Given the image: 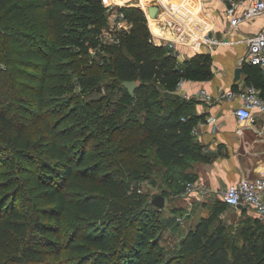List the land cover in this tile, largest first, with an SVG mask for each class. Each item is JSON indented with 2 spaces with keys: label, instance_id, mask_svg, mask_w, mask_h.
<instances>
[{
  "label": "trees",
  "instance_id": "1",
  "mask_svg": "<svg viewBox=\"0 0 264 264\" xmlns=\"http://www.w3.org/2000/svg\"><path fill=\"white\" fill-rule=\"evenodd\" d=\"M35 11L37 36L23 29ZM117 11L130 27L109 29L106 43L103 0H0V62L12 65L18 91L11 101L0 92V264H60L62 251L73 256L66 264H156L146 222L156 207L131 183L152 163L163 170L160 194L179 195L196 180L186 168L207 160L192 132L202 116L175 90L180 80L211 79L210 55L198 53L181 67L175 53L154 42L136 2ZM242 69L264 99V71ZM103 73L111 76L106 95L65 111L51 97L77 87L78 96L100 91ZM132 80L133 96L122 86ZM27 127L34 131L26 134ZM227 209L219 199L184 237L175 264H264V238L256 234L264 220L253 214L238 243L221 223Z\"/></svg>",
  "mask_w": 264,
  "mask_h": 264
},
{
  "label": "crops",
  "instance_id": "2",
  "mask_svg": "<svg viewBox=\"0 0 264 264\" xmlns=\"http://www.w3.org/2000/svg\"><path fill=\"white\" fill-rule=\"evenodd\" d=\"M127 1L103 0L109 10L110 24L118 12L117 8ZM133 1L143 10L156 44L167 47L166 40L172 37L173 31L167 25L168 18L181 21L184 31L176 38L172 49L181 67L185 61L198 53L210 55L212 61L213 76L211 79L206 81L184 80L182 91L177 94L180 98L190 101L191 110L196 115L202 116L198 123L199 133L196 138L203 146L202 153L207 160L195 162L186 169L188 173L196 176V181L205 183L210 189L208 197L204 200H200L194 194L185 195L183 192L179 195H169V198H182L189 203L185 206V211L172 215L175 222L172 224L173 218L170 219L166 228L181 225L176 229L175 235L183 239L192 230L188 229L184 232L183 223L187 216L202 211L193 205L191 200L206 201L214 196L220 199L221 192L228 185L240 179L264 176V117L258 118L261 115L258 116L255 111V117L251 121L240 122L234 115V110L240 104V100L219 99L224 91L237 90L247 85L240 60L247 51L246 39L257 31L264 30V16L241 22L236 28H232L225 14V5L219 0ZM240 1L242 6H245L252 0ZM151 5L158 6V12L154 18H150L147 14V8ZM117 14L121 25L129 24L120 16V13ZM204 33L217 37L223 41V44L209 47L202 39ZM106 38L110 40L109 37ZM237 67H241L240 79L234 81ZM200 90H205L213 99L207 100L199 95ZM257 120L260 124L256 123ZM234 209L240 214L242 208ZM248 211L255 214L250 209Z\"/></svg>",
  "mask_w": 264,
  "mask_h": 264
},
{
  "label": "rangeland",
  "instance_id": "3",
  "mask_svg": "<svg viewBox=\"0 0 264 264\" xmlns=\"http://www.w3.org/2000/svg\"><path fill=\"white\" fill-rule=\"evenodd\" d=\"M116 1V0H115ZM134 2L133 0H128L123 5ZM41 18V11H35L32 13H28L26 15V20L29 21V24H27L23 29L26 32H31L32 34H35V36L39 35L41 32L39 30V23ZM111 22V21H109ZM34 25V29H32ZM110 25V23H109ZM105 29H103V32H101V40L109 42L111 40H105L107 36L109 26ZM34 43L37 42V40L33 41ZM11 51L16 52L13 48H11ZM92 55L95 54V49L91 50ZM98 53V52H97ZM91 55V54H90ZM99 56H101L99 54ZM99 56L94 59L95 61L99 60ZM12 65H9L5 60L0 62V92L3 95V99H6V96H8L7 101H11L12 99H15V95L18 94V91L15 89V81L12 77H10L8 74V71ZM16 68V67H15ZM71 80H76V77H74ZM50 81L46 79L45 84H48ZM111 82V76L110 73H103V76L101 78L100 84L101 88L100 91H97L95 93H92L90 95H84L78 96L80 92V87H77L74 93H62L60 95H51L53 100L60 104H65L66 107L63 109L64 111L68 109L70 106H75V102L78 100L87 101L88 99H91L92 97L98 98L100 95H106L108 92H111L110 89H106L104 85L106 83ZM10 90H12V93H10ZM77 96L73 97V96ZM73 97V98H71ZM113 99L110 102H113L118 98V95L112 96ZM72 101H70L71 99ZM59 110V109H58ZM94 109H89V111H93ZM16 113L15 109H12L11 114ZM258 118L264 117V111L257 110ZM59 115H56L58 117ZM258 124L260 122L257 120ZM34 131V127H27L26 134H30ZM4 155V157H7L10 155V152L8 150H5L1 153ZM124 163L128 164L130 161L127 159L124 161ZM8 166V164H2V168L5 169ZM162 167L154 165L151 163L150 171L143 176L140 177L138 182H132L131 185L136 187L138 190V193L147 194V200H151L153 196L160 194L161 189L163 188V183L161 181V175H162ZM173 198V201H172ZM165 198V207L161 210H158L154 207L149 208L148 212V219L146 222L148 223L149 227L151 228L150 232V240H152L156 247L153 250L152 254L154 255V258L158 256L159 259L155 261L156 264H163L167 262H171V264L178 263V258L181 255V243L182 240L176 237V229L181 227V225H172L170 229L167 228V223L170 219H172V215L180 214L181 211H185V206L189 205L188 201L182 198L172 197ZM219 200V197L214 196L206 201H198V200H191V203L198 207L199 210H202L201 213H193L190 216H187L186 220L183 223V229L184 232H186L188 229H194L196 223L201 219L207 218L211 215L212 209L215 205H217ZM180 206L183 207L176 208L174 206ZM173 207V208H171ZM253 214L250 216L246 215V213L240 214L234 209L229 208L227 211L221 216V223H223L227 228L231 229L230 233L235 236L236 241L238 243L242 242L243 237L240 235V228L246 223L250 224V222L253 220ZM175 218L171 220V223L174 224ZM165 229V230H164ZM256 234H261L263 236H260L259 238H264V225L262 223V227L260 229L256 230ZM187 235V234H186ZM185 235V236H186ZM61 259L58 260L60 264H66L64 263L66 259L73 258L71 254L65 253L64 251L61 252ZM49 260H54L53 256H50L48 258ZM55 261V260H54ZM56 262V261H55Z\"/></svg>",
  "mask_w": 264,
  "mask_h": 264
},
{
  "label": "built area",
  "instance_id": "4",
  "mask_svg": "<svg viewBox=\"0 0 264 264\" xmlns=\"http://www.w3.org/2000/svg\"><path fill=\"white\" fill-rule=\"evenodd\" d=\"M225 5V14L230 21L232 28H236L241 22H248L255 17L264 16V0H252L251 3L242 6L240 0H219ZM119 13V12H117ZM116 13L113 22L109 25L111 31L120 29H129L130 24L121 25ZM122 17V14H120ZM167 25L172 30V37L167 39V47L172 51L176 38L184 31L181 21L167 19ZM107 36H110V32ZM202 39L209 47H215L223 44V41L210 33L202 34ZM117 42V40H116ZM247 51L240 60V65L249 64L258 66L264 71V30H259L246 39ZM184 80H180L175 93L182 91ZM199 95L207 100L213 99L205 90H200ZM187 97V95H185ZM219 99L232 101L239 99L240 104L235 108L234 115L240 122L251 121L255 117V111H264V99L260 97L259 90L251 84L244 85L237 90L228 89L224 91ZM198 125L193 128V134L198 135ZM210 189L205 183L198 181H188L185 183L183 194L196 195L200 200L208 197ZM220 199L228 208H247L252 210L255 215L264 220V176H258L254 179H240L239 181L228 185L220 195Z\"/></svg>",
  "mask_w": 264,
  "mask_h": 264
},
{
  "label": "water",
  "instance_id": "5",
  "mask_svg": "<svg viewBox=\"0 0 264 264\" xmlns=\"http://www.w3.org/2000/svg\"><path fill=\"white\" fill-rule=\"evenodd\" d=\"M158 12V6L151 5L147 8V14L150 18H154L156 13ZM240 73H241V67H237L235 69L234 73V81H237L240 79ZM122 86H124L128 93L133 96L135 89L137 87V82L135 80L132 81H123ZM151 204L154 205L158 209H163L165 207V197L161 194H157L153 196L151 199Z\"/></svg>",
  "mask_w": 264,
  "mask_h": 264
}]
</instances>
